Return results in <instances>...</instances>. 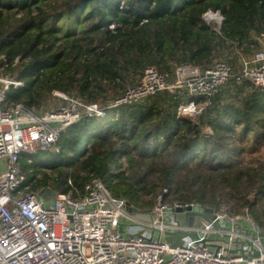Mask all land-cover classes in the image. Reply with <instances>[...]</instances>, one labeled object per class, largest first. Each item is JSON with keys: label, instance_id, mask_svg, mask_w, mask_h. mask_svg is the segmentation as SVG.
<instances>
[{"label": "trees", "instance_id": "trees-1", "mask_svg": "<svg viewBox=\"0 0 264 264\" xmlns=\"http://www.w3.org/2000/svg\"><path fill=\"white\" fill-rule=\"evenodd\" d=\"M208 11L222 15L218 29L205 20ZM261 32L264 0H0V67L22 83L8 90L9 102L38 107L54 91L71 90L95 101L147 66L204 67L229 46L257 44ZM232 88L235 100L225 103L222 89L196 118L178 108L205 97L176 88L84 116L62 132L60 152L30 166L22 161L25 170L34 167L31 189L67 192L68 180L82 189L99 179L129 209L147 211L155 203L142 195L164 188V199L203 209L229 201L237 215L247 206L264 229V87ZM39 163L56 174L37 178ZM151 181L157 184L147 187Z\"/></svg>", "mask_w": 264, "mask_h": 264}, {"label": "built area", "instance_id": "built-area-1", "mask_svg": "<svg viewBox=\"0 0 264 264\" xmlns=\"http://www.w3.org/2000/svg\"><path fill=\"white\" fill-rule=\"evenodd\" d=\"M210 13L204 14L206 19ZM213 14L221 25L222 15ZM259 36L264 38V32ZM239 63L237 73L224 60L204 67L180 63L174 67V79L167 70L147 66L137 83L106 106L56 92L62 103L43 111L9 102L8 90L22 83L0 77V264H264V229L247 206L234 215L227 201L211 210L208 219L195 215V223L188 225L186 213L201 205L165 201L163 189L150 210L140 211L150 219H141L99 179L85 181L82 189L68 180L67 192L51 190L45 200L39 191L50 187L32 190L22 166V161L31 164L30 155L38 151L52 147L60 152L56 143L62 132L84 116L100 117L108 109L173 88L185 89L190 97H205L179 106L180 116H192L231 80L264 87V52L241 57ZM170 232H183L182 243L164 241L162 236ZM171 237L174 242L176 236Z\"/></svg>", "mask_w": 264, "mask_h": 264}, {"label": "rangeland", "instance_id": "rangeland-1", "mask_svg": "<svg viewBox=\"0 0 264 264\" xmlns=\"http://www.w3.org/2000/svg\"><path fill=\"white\" fill-rule=\"evenodd\" d=\"M214 13V12H213ZM215 13H218V12H215ZM204 18H205V15H204ZM208 18V17H207ZM205 20L210 24V26L213 28V29H218L221 25H220V23H218V21H217V19H206L205 18ZM238 50V51H237ZM251 52H250V48H247V45L245 44V45H241L240 47H238V48H236L235 46H229V48L227 47V49H224L219 55H217L215 58H214V60L210 63V64H212L213 62H215L216 60H224V61H226V62H228V63H232L231 65H232V68H233V73H237L238 71H239V67H240V63H239V58L241 57V56H244V57H247L248 56V54H250ZM15 61H18V59H15ZM209 64V65H210ZM171 65H173V69H171L169 72L171 73V75H172V79H174V67H175V64H174V62H171ZM179 65V64H178ZM3 66L4 65H2L1 67H0V77H3V78H9V79H15V78H13L11 75H7V74H5L4 72H3ZM143 76V74H140V75H138V74H135L134 76H133V78L131 79L132 81L127 85V86H129V85H131V84H134V83H137L140 79H141V77ZM15 80H17V79H15ZM19 81V80H18ZM234 84V82L231 80L228 84H227V86L225 87V88H223L225 91H224V94H226V95H228V100H225V103H227L228 101H230L231 99L232 100H235L236 99V91L234 90V88H232V85ZM126 86V87H127ZM125 88H123V89H120V90H118L117 92H107L106 94H100L99 96H97V99L95 100V101H87V100H84V99H82L81 98V100H83V101H85L86 103H97V104H100V105H102V106H106V105H108V104H110L114 99H115V97L116 96H118L123 90H124ZM179 90H182V93H184V92H186V94H188L187 93V91L185 90V89H183V88H181V89H179ZM56 92H61L62 94H64V95H67V96H72V97H77V98H79L78 96H76L75 94H78L75 90H71L69 93H64V92H62V91H54L53 93H51V94H49L48 96H47V98L45 99V100H43L42 101V103L40 104V106H38V107H36L35 108V110L36 111H43V110H50V109H53V108H55L56 106H58V104H60V103H62V101L64 100L62 97H60V96H58V95H56L55 93ZM185 94V93H184ZM80 99V98H79ZM231 100V101H232ZM207 106H209V105H207ZM207 106H205V107H207ZM204 107V108H205ZM203 108V109H204ZM203 111V110H202ZM201 111V112H202ZM200 113H197V114H195V115H192V116H189V115H181V116H183V117H190V118H196L198 115H199ZM205 131H209V128L208 127H206L205 128ZM52 147H50L49 149H47V150H44V151H38V152H36V153H34V154H31L30 155V157H32V163L31 164H28V163H26L27 165H32L33 164V160H46L47 158H49V156L52 154ZM121 162H122V169H124V167H125V163L123 162V160H121ZM37 169H40L39 171H41V172H38V174H37V177H42L43 176V172L44 173H46L47 175H54V174H56L55 172H52V171H50V169L49 168H46V167H44V166H42L40 163L37 165V166H35ZM29 169H31V168H27V170H26V172L28 173V176L30 175V173L31 172H29ZM33 169H34V167L32 168V171H33ZM49 182V184L50 183H52V181H51V178H50V180L48 181ZM161 182V180L159 181V182H157V183H160ZM156 183V181H151V182H149V183H147L146 185H147V187H149L150 185H155V184H157ZM163 189L164 188H158L157 187V189L155 188V190H153V191H150L148 194H143L142 195V197H143V199L144 200H152L154 203L156 202V199H157V196L159 195V194H162L164 191H163ZM164 193H166V192H164ZM163 193V194H164ZM252 196L251 195H249V197L248 198H251ZM165 201H167V200H169V201H181L180 199L179 200H177V199H175V197H168L167 198V200L166 199H164ZM168 201V202H169ZM224 203H227V201H224L222 204H224ZM221 204V205H222ZM232 204V203H231ZM220 205V206H221ZM232 206V205H231ZM128 211L129 212H132L131 210H129L128 209ZM205 215L206 216H208V214L207 213H205ZM197 219H196V217H195V215H191V216H187L186 217V221H187V224L188 225H192V224H194L195 223V221H196ZM162 239L164 240V241H168V242H172V237L171 236H169V235H164V236H162ZM174 243H176V244H181L182 243V240H181V237L179 236V237H177V239L174 241Z\"/></svg>", "mask_w": 264, "mask_h": 264}, {"label": "water", "instance_id": "water-1", "mask_svg": "<svg viewBox=\"0 0 264 264\" xmlns=\"http://www.w3.org/2000/svg\"><path fill=\"white\" fill-rule=\"evenodd\" d=\"M210 12H212V11H210ZM218 14L219 15H221L219 12H218ZM52 194H53V192L51 191V189L50 188H46V191H45V193L42 191V190H40L39 191V195H41L45 200H49L50 199V197L52 196ZM200 210H196V209H193V210H189L187 213H186V217L187 216H191V215H199V216H201V217H203V218H205V219H208V216H206L205 215V213H209L211 210L210 209H203V208H199ZM129 210H131V211H133V212H135L136 214H137V216L139 217V218H141V219H147V220H149L150 219V215L149 214H147V213H140V211H138L137 209H129ZM177 218L178 219H180L179 218V215H177ZM167 235H169V236H176V239H177V237H181L184 233L183 232H170V233H166ZM190 236H192V235H190ZM172 243V245L174 246V245H176V243H174V242H171ZM256 255H257V253H255Z\"/></svg>", "mask_w": 264, "mask_h": 264}, {"label": "crops", "instance_id": "crops-1", "mask_svg": "<svg viewBox=\"0 0 264 264\" xmlns=\"http://www.w3.org/2000/svg\"><path fill=\"white\" fill-rule=\"evenodd\" d=\"M254 39H255V37H254ZM257 42V44H250L249 45V47L250 48H252L251 50H250V54H248V56L247 57H250V56H252L255 52H264V38H261L259 35L256 37V39H255ZM236 48H238V47H236ZM238 51V50H237ZM241 57H244V56H241ZM241 57L239 58V61L241 60ZM232 64V63H231ZM197 202V201H196Z\"/></svg>", "mask_w": 264, "mask_h": 264}, {"label": "bare ground", "instance_id": "bare-ground-1", "mask_svg": "<svg viewBox=\"0 0 264 264\" xmlns=\"http://www.w3.org/2000/svg\"><path fill=\"white\" fill-rule=\"evenodd\" d=\"M209 19H218L217 16L213 13H210L208 16H207Z\"/></svg>", "mask_w": 264, "mask_h": 264}]
</instances>
